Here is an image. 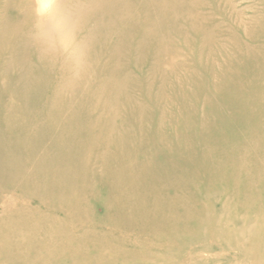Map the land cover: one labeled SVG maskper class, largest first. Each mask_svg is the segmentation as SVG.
Wrapping results in <instances>:
<instances>
[{
  "label": "bare ground",
  "instance_id": "6f19581e",
  "mask_svg": "<svg viewBox=\"0 0 264 264\" xmlns=\"http://www.w3.org/2000/svg\"><path fill=\"white\" fill-rule=\"evenodd\" d=\"M201 1L78 4L75 10H88L85 39L93 43L94 68L87 84L73 89L63 72L64 81L56 82L51 70L44 74L52 64L25 54L33 49L28 17L20 21L25 35L15 24L0 27V46L24 50L25 62L40 69L23 78L27 87H40V96L42 87L53 88L49 107L48 100L35 104L38 116L18 107L4 114L2 130L14 135L25 157L14 163L13 178L26 183L52 218L87 216L98 202L104 216L115 210L102 223L123 228L129 248L119 250L113 240L114 258L158 249L162 259L137 264H168L195 242L264 264V15L245 17L236 0H209L212 12ZM176 35L193 40L183 59ZM138 61L149 63L159 82L148 85ZM20 94L34 98L28 89ZM195 179L204 182L197 186ZM215 193L216 203L198 204ZM145 237L156 242L145 246ZM225 259L219 252L202 263Z\"/></svg>",
  "mask_w": 264,
  "mask_h": 264
},
{
  "label": "rangeland",
  "instance_id": "374dc122",
  "mask_svg": "<svg viewBox=\"0 0 264 264\" xmlns=\"http://www.w3.org/2000/svg\"><path fill=\"white\" fill-rule=\"evenodd\" d=\"M21 1L22 4L20 3ZM94 1L96 0H62V3L58 5V9L75 10L78 4L90 5ZM257 1L236 0V5L246 12L247 16L245 17L247 18L254 17L253 15L256 12L264 15V0H259L256 9L254 5ZM18 5L22 6V10ZM206 5L208 6L207 10L212 12L209 0H202L200 2V6L204 7ZM34 9V0H0V27L2 24L5 26L6 23L8 25L10 23L15 24V26H19L18 28L21 27L20 31L25 35L26 26H20V21L22 18L28 17L29 24L33 27L35 21ZM217 16V18L221 17L220 15ZM30 21H32V24ZM44 23L45 25H49L50 21H45ZM114 25L117 26L115 23ZM28 31L29 27H27ZM85 36L86 32L84 39ZM172 40H174L175 47L183 50L181 56H179L183 59L184 51L190 50L189 46L193 42L192 37L190 39L188 37V41L184 39L186 43L177 35ZM257 46L258 43L255 45V48ZM5 49L0 46V264H137V261L146 262L149 257L154 260L162 259L158 249H153L149 253L143 252L141 255L133 258L123 259L119 256L114 258V255L112 256L109 252L112 248L113 240L120 241L121 247L119 250L129 248V241L123 228L117 230L111 225L105 226L102 223L105 218L110 219L116 216L115 210L110 215L104 216L105 209L102 207V203L98 202L96 205L89 206V209L87 207V216L65 218L56 212V215L52 218L47 212L49 210L43 209L35 195L30 193L26 183L21 179L14 180L13 177H16L19 173V168L14 163L18 161V158L19 161L24 162L25 157L20 148L13 142L14 135L2 130L1 123L4 114L12 110L13 107H18L32 116H38V110L35 111V104L40 103L44 105L48 100L47 104L49 107L50 98L52 97L50 94L53 88L42 87L44 89V96H40L37 94L40 87H27V81L23 78L30 80L41 73L40 69L35 68L34 62H30L29 64L25 62V58L22 57L24 50L16 49V53H14L13 50ZM25 54H29L33 60L37 57L34 48L31 50L29 48L26 49ZM143 55H147L145 50H143ZM142 63L138 61L137 67L141 69L138 70L140 73H143L145 77L148 76V78H145L147 84L151 85L159 82L158 76L157 78L154 76L155 72L150 73L149 63L144 64V66ZM124 66L127 70L129 68L134 69L131 65H129V68L127 64ZM52 68L53 70L50 67H45L44 74L48 75L49 70H51V76L54 77L56 82H63L64 80L60 79V75L62 74L61 69L53 64ZM137 81H140L138 77ZM22 83H24L25 88H20ZM25 89H28V92L33 94L34 98L32 100H25L24 96L20 94ZM155 89L157 88L155 87ZM139 90L140 92L142 91L137 87L136 91ZM5 166L10 167V172L1 171ZM7 176L9 178L4 179ZM194 181H197V186H201L204 182L203 179H195ZM26 182L30 184L32 180L28 179ZM97 189L99 190L101 199H103L107 194L106 189L100 190L98 187ZM208 196L209 194L205 196L204 200L201 201L199 198L197 201L201 207L202 202L216 203L218 199H221V196L216 193L210 195L211 197ZM263 205L264 203H261V207ZM83 213L84 210L81 214ZM82 219H86L88 224H91L88 226L83 225ZM96 219L98 221H95ZM134 222L136 223L137 221L133 220L129 225L135 224ZM140 241L144 245L146 244L145 246L148 245V242H156L155 238L152 237L141 238ZM179 250L175 260H164V262L168 264H203V256L211 257L219 252L223 253L226 259L216 261L214 264H249L250 261L253 262L252 260L245 261L244 256L239 254L221 251L215 247L200 246L195 242L190 245H184ZM101 251L103 253H100ZM178 255L181 256L179 257ZM187 257H193L194 262L193 259H190L189 263H186L185 258ZM158 264H163V262Z\"/></svg>",
  "mask_w": 264,
  "mask_h": 264
},
{
  "label": "clouds",
  "instance_id": "9594fccd",
  "mask_svg": "<svg viewBox=\"0 0 264 264\" xmlns=\"http://www.w3.org/2000/svg\"><path fill=\"white\" fill-rule=\"evenodd\" d=\"M62 0H34L31 44L42 62L58 66L65 74V86L87 84L93 73V43L84 39L88 10H61ZM45 21H50L45 25Z\"/></svg>",
  "mask_w": 264,
  "mask_h": 264
}]
</instances>
